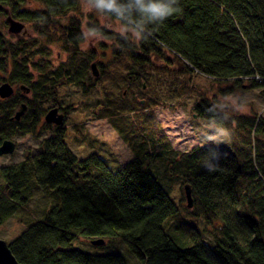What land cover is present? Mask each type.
<instances>
[{
  "label": "trees",
  "instance_id": "16d2710c",
  "mask_svg": "<svg viewBox=\"0 0 264 264\" xmlns=\"http://www.w3.org/2000/svg\"><path fill=\"white\" fill-rule=\"evenodd\" d=\"M92 1L139 33L134 42L129 36L89 25L92 32H104L112 42L111 59L101 65L155 66L159 71L204 76L239 90L247 84L264 92V0ZM150 2L173 11L154 16L146 10ZM80 3L0 0V17L10 15L32 24L35 34L11 42L0 32V81L25 86L32 96L15 94L0 100V145L13 136L36 134L45 115L41 103L60 87L74 86L86 94L94 86L90 71L96 53L81 50L86 37L82 22L69 15ZM31 4L38 8H29ZM54 44L67 55L57 67L52 62ZM142 77L140 72L128 74L127 86L133 88ZM233 93L234 87L228 88L222 96ZM144 101L149 102L141 99L138 104ZM21 104L27 105L26 113L14 121ZM124 110L119 106V111ZM110 111L109 106L99 105L94 114L115 118L118 113ZM194 113L219 125L235 123L237 131L247 133L233 141L232 152L195 146L170 158L160 142L162 134L153 136L150 128L140 132L138 141L137 136L127 138L134 158L113 174L96 155L78 160L60 126L41 142L37 157L2 168L0 226L18 212H27L34 190L54 204L9 244L16 260L20 264H130L118 252L89 253L74 246L82 240L102 239L105 245H125L137 264H264V119H229L203 99L195 104ZM41 128L52 129L45 123ZM161 161H165L166 177L180 178L191 187L193 206L186 210L188 216L217 226L212 244L195 235L189 243L179 239L196 228L179 214L157 181L152 165Z\"/></svg>",
  "mask_w": 264,
  "mask_h": 264
},
{
  "label": "rangeland",
  "instance_id": "374dc122",
  "mask_svg": "<svg viewBox=\"0 0 264 264\" xmlns=\"http://www.w3.org/2000/svg\"><path fill=\"white\" fill-rule=\"evenodd\" d=\"M29 8H38L36 4ZM78 17L85 32V42L81 45L82 51L93 50L96 53L91 62L96 64L99 77L94 78V86L88 93L83 94L80 88L74 86H62L56 91V95L41 103L45 110L57 104L65 114L62 127L65 131L64 141L68 149L78 160H86L92 155L101 158L113 174L119 172L130 161L134 155L129 144L126 142L129 136H137L145 133L151 128L154 136L162 134L160 142L165 143L169 157L178 153L190 151L195 146H213L217 149L232 152L233 141H240L247 132L236 130L235 123L230 126L216 124L198 117L194 113V106L201 99L214 105L220 113L232 119L237 116H255L264 119V92L262 89H253L247 84L242 90L228 83L214 82L213 80L191 73L179 75L171 71H159L157 67H145L143 69L129 68L108 64L111 59L110 46L112 42L104 38L102 34L92 32L89 25L99 26L107 32L130 37L134 42L139 40V33L129 28L120 20L112 18L105 10L92 0H81L79 9L69 14ZM0 17V32L7 40H17L14 35L8 33L6 18ZM24 25L22 39L34 38L33 25L22 20H16ZM20 39V38H19ZM52 62L54 67L63 63L67 55L62 52L58 44L52 47ZM106 53L104 58L102 54ZM92 74V71H90ZM141 73L143 77L138 85L133 88L127 86L128 74ZM3 82L0 81V85ZM16 94L27 98L32 96L23 93L20 85L12 86ZM234 93L228 97L222 96V91L233 88ZM144 97V98H143ZM141 99L149 100L138 104ZM109 106L117 118L108 117L110 114L100 112L95 116L97 107ZM120 107H125L123 112ZM18 108L15 110V112ZM122 113V114H121ZM45 116V115H44ZM44 118L34 135L23 137L13 136L9 138L15 144V152L10 156L0 157V170L5 167L18 165L25 160H30L40 154L41 142L53 136L51 133L56 126H51V131H43ZM139 128H142L139 130ZM141 132V133H140ZM233 137V138H232ZM166 156V155H165ZM152 171L162 189L169 199L179 208L187 222L193 224L196 230H191L179 236L184 242L190 241L193 235L197 240L212 244L214 237L218 236L217 226L208 224L202 219H193L188 216L187 202L183 191V181L180 178L165 176V161L152 165ZM4 181L0 177V186ZM54 204L38 191L34 190L32 200L27 212H18L14 217L8 219L0 226V239L8 245L18 238L27 227L37 220H41L44 213ZM91 240L75 242L74 246L89 253H114L125 255L130 264H137L127 254L126 246L116 242L110 245L93 246Z\"/></svg>",
  "mask_w": 264,
  "mask_h": 264
},
{
  "label": "water",
  "instance_id": "95a60500",
  "mask_svg": "<svg viewBox=\"0 0 264 264\" xmlns=\"http://www.w3.org/2000/svg\"><path fill=\"white\" fill-rule=\"evenodd\" d=\"M6 22L8 24V33L10 35H14L16 39L21 38L24 35L22 32L24 29V25L16 20H14L10 15L6 18ZM92 76L94 78L99 77V72L96 70V64L93 63L91 65ZM20 90L23 93H29L28 88L25 86H21ZM14 88L9 83H3L0 85V99L7 100L13 97ZM143 103V102H142ZM27 110L26 104H21L18 110L15 112L12 120L20 121V119L24 116ZM44 122L46 124L54 125L56 127H60L64 124V115L59 113L57 108L50 109L46 112L44 116ZM15 152V144L11 140H4L0 145V157L10 156ZM183 191L185 195V199L187 202V208L191 209L193 206L191 187L189 184L183 185ZM90 243L93 246H103L105 244L102 239H94L91 240ZM0 264H20L14 255L12 254L9 245L0 239Z\"/></svg>",
  "mask_w": 264,
  "mask_h": 264
},
{
  "label": "clouds",
  "instance_id": "9594fccd",
  "mask_svg": "<svg viewBox=\"0 0 264 264\" xmlns=\"http://www.w3.org/2000/svg\"><path fill=\"white\" fill-rule=\"evenodd\" d=\"M108 6H111L110 2ZM146 10L154 16H162L166 13H170L173 11V9L166 8L159 3H151V2L146 6Z\"/></svg>",
  "mask_w": 264,
  "mask_h": 264
},
{
  "label": "flooded vegetation",
  "instance_id": "af4514ba",
  "mask_svg": "<svg viewBox=\"0 0 264 264\" xmlns=\"http://www.w3.org/2000/svg\"><path fill=\"white\" fill-rule=\"evenodd\" d=\"M15 94H16V91L14 90V95H15ZM14 95H13V96H14ZM11 98H13V97H11ZM11 98H10V99H11ZM0 100H1V99H0ZM7 100H8V99H7ZM3 101H4V100H3ZM53 108H57V109L59 110V113H61V114L64 115V120H65L66 117H65V114H64V110H63L62 108L58 107V106L51 107L50 109H53ZM50 109H49V110H50ZM47 111H48V110H47ZM43 118H44V117H43ZM45 124H46V123H45ZM51 126H52V125H51Z\"/></svg>",
  "mask_w": 264,
  "mask_h": 264
}]
</instances>
